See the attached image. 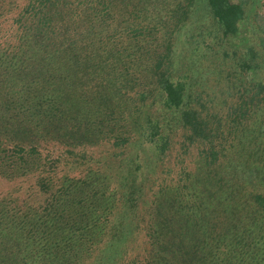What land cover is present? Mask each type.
I'll return each mask as SVG.
<instances>
[{"label":"trees","instance_id":"trees-1","mask_svg":"<svg viewBox=\"0 0 264 264\" xmlns=\"http://www.w3.org/2000/svg\"><path fill=\"white\" fill-rule=\"evenodd\" d=\"M248 23L243 0H0V264H264Z\"/></svg>","mask_w":264,"mask_h":264},{"label":"rangeland","instance_id":"rangeland-1","mask_svg":"<svg viewBox=\"0 0 264 264\" xmlns=\"http://www.w3.org/2000/svg\"><path fill=\"white\" fill-rule=\"evenodd\" d=\"M244 1V7L245 11L248 15V25L247 30L244 27L243 28V38L241 39L242 42L240 43L247 44V42H250L251 39V45L254 46L256 44L258 50L261 54H264V0H243ZM256 30V35L253 36L250 30ZM249 30V31H248ZM238 39V38H237ZM244 40H247V42H243ZM241 44V45H242ZM261 62L259 63V67L255 70L249 69L247 71V77H245V82L247 83L248 87H251L256 82H264V58H262ZM212 91L215 93L218 98H221L223 96V92L220 88V85H218L217 80H214L212 84ZM234 91V90H233ZM231 94V93H230ZM237 93L233 92V95L235 96ZM225 95V93H224ZM228 98L230 96L228 95ZM216 102V101H215ZM261 131L263 132V138H264V125L262 126Z\"/></svg>","mask_w":264,"mask_h":264}]
</instances>
